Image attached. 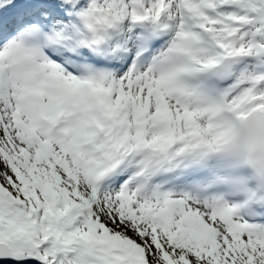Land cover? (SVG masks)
I'll use <instances>...</instances> for the list:
<instances>
[{
    "label": "snow or ice",
    "instance_id": "6c2138e0",
    "mask_svg": "<svg viewBox=\"0 0 264 264\" xmlns=\"http://www.w3.org/2000/svg\"><path fill=\"white\" fill-rule=\"evenodd\" d=\"M0 264H264V0H0Z\"/></svg>",
    "mask_w": 264,
    "mask_h": 264
}]
</instances>
